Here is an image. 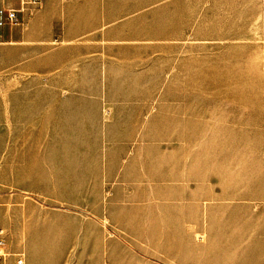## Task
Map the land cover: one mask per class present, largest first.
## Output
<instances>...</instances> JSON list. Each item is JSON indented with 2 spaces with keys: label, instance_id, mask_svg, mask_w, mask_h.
<instances>
[{
  "label": "rangeland",
  "instance_id": "1",
  "mask_svg": "<svg viewBox=\"0 0 264 264\" xmlns=\"http://www.w3.org/2000/svg\"><path fill=\"white\" fill-rule=\"evenodd\" d=\"M202 1L195 0L197 12L214 11L208 6L210 0H205V5L200 4ZM258 2L260 4V0L245 2V24L255 29V36L244 37L239 42L243 47L244 61L242 66L238 63L237 68L233 63L227 70L226 54L231 51H226L224 40L194 41L193 33L189 31L128 29L141 26L135 23L125 24L122 26L125 29L113 30L114 38L109 45L114 53L100 57V61L110 60L107 64L109 79L91 77L95 73L89 70V61L86 60L89 55L81 52L71 56L78 61L72 65L79 67L77 74L80 76L73 82L108 87L111 93L59 94L53 95V102L82 104L89 109L88 115L92 113L90 109L99 106L102 116L107 115V105H113L116 120L126 121L139 113L141 121L135 126H95L90 124L91 121L82 122L75 117L69 119L61 130L53 128V138L62 135L67 138L68 146L75 145L77 140L91 143L92 137L103 146L110 134L115 140L117 154L113 176L90 174L84 176L83 185H80L75 175H20L15 176L17 188L0 191V207L22 208L31 202L41 210L28 208L36 221H42L45 216L60 221L54 225L55 231H75L83 221L84 230L91 233V238L84 242L88 253H73L72 246L76 244H71L67 253L59 252L69 242L59 234L60 238L52 239L53 252L37 256L36 264H167L155 253L157 218L163 209L170 215H186L189 208L195 209L196 213L195 246L187 249L184 240L179 239L178 260L171 264H264V254L226 255L223 246L205 244V227L209 226L215 233L227 229L258 233L260 245H264V121H245L242 125L229 126L196 120L195 126H188L187 119H179L174 121V126H157V118L164 109L173 105L183 113L191 103L202 109L204 105L244 104V108H259L263 118L264 31L258 20ZM148 19L151 21L148 27H155V15H149ZM144 38L147 42H143ZM171 38L174 41H169ZM57 43L53 38V46ZM161 43L169 45L161 46ZM83 68L86 71H82ZM193 71L194 79L191 78ZM189 87H194L196 94H189ZM168 134L181 141H186L189 134H195L197 146L205 144L207 150L215 140H222V144L227 142V146L233 145V141H243L244 152L228 151L221 153L220 157L212 156L208 165L209 170L219 172L212 177L217 189L212 192L197 189L195 206L187 208L186 179L172 174L169 169L186 167L187 154H173L167 158L156 151L161 135ZM123 142L127 143L124 154L120 152ZM198 164L203 166L202 156ZM45 177L51 178V190H43ZM199 177L197 175V179ZM171 183L173 187H170ZM168 189L175 190L169 196L179 200L177 206L159 205ZM207 218L211 223H207ZM0 228L7 232L9 243L8 231L1 223ZM29 228L43 234L52 230L50 224L34 220ZM147 235L148 239L145 238ZM18 253L22 256L20 264H26L29 254L22 249L12 252L9 246L7 255L0 258V264H7L10 258L14 264H19L16 261Z\"/></svg>",
  "mask_w": 264,
  "mask_h": 264
},
{
  "label": "crops",
  "instance_id": "2",
  "mask_svg": "<svg viewBox=\"0 0 264 264\" xmlns=\"http://www.w3.org/2000/svg\"><path fill=\"white\" fill-rule=\"evenodd\" d=\"M245 2L246 0H210L208 6L213 12H197L194 8L195 0H40L37 4L24 5L17 12L18 23L0 26V191L17 188L15 176L20 175H75L77 182L80 180V185H83L84 176L90 174L115 175L116 143L110 134L103 146L93 137L91 143L77 140L75 145L68 146L67 138L62 135L55 138L52 136L53 128L61 130L62 126L69 123V119L75 117L82 122L91 121L90 124L95 126H135L140 125L141 121L139 113L126 121L116 120L113 105H107V115L102 116L99 106L90 109L92 113L88 115L89 109L82 104L53 102V95L59 94L111 93L107 90L108 87H90L73 82L74 78L78 79L80 76L77 74L79 67L72 65L78 61L71 56L81 52L89 55L86 59L91 68L89 70L95 73L91 77L109 79L107 64L110 60L106 58L100 61V57L114 53L109 45L114 38L113 30L125 29L122 27L125 24L135 23L141 26L128 29L189 31L193 33L194 41L207 42L216 38L224 40L226 51H231L226 54L225 62L229 63L227 70L231 69L233 63L237 68L238 63L242 66L244 61L243 47L239 42L244 37L255 36V29L248 28L245 24ZM20 3L21 0H0V9H18ZM200 4L205 5V0ZM259 13L258 2V20ZM149 15H155V27H148L151 23ZM259 24L264 31V24L260 20ZM53 38L58 41L54 46ZM161 41L165 42V39ZM169 41H174V38ZM143 42H147V38ZM168 45L161 43V46ZM82 71H86L85 68ZM195 77L193 71L191 78ZM189 94H196L194 87H189ZM187 108L183 113H179L173 105L164 109L161 117L157 118V126H174V121L179 119H187L188 126H195L196 120L229 126L242 125L245 121H264L259 108L248 109L239 103L204 105V109L191 103ZM222 143V140H215L207 150L205 144L197 146L195 134H189L186 141L176 140L170 134L161 135L157 142V153L161 152L167 158L173 154H187L186 167H169L172 174H179L183 180L186 179V187H183L188 192L187 208L195 206L197 189L205 192L217 189L212 183V177L219 172L211 168L209 170L208 165L212 156L220 157L221 153L228 151L240 154L244 152L243 141H233L234 144L230 146H227V142ZM120 145V152L124 154L127 143ZM201 156L203 166L197 165ZM197 175L201 177L197 179ZM43 184V190L52 189L51 178L45 177ZM169 185L173 187V183ZM174 191L168 189L159 205L177 206L179 200L169 196ZM30 207L41 212L31 202L22 208L0 207V223L9 235L7 250L8 246L12 252L22 249L25 254H29L26 264H36L38 262L34 261L38 259L37 256L53 252L52 239H58L59 234H63L69 242L59 252L67 253L70 245L76 244L72 246L73 253H88L84 242L91 238V233L84 230L83 221L75 231L63 230L61 233L53 229L60 221H52L51 216H45L38 222L29 214ZM33 220L40 224H50L53 232L51 230L43 234L34 232L37 229L31 231L29 225ZM207 220V223H211L209 218ZM156 223L155 253L167 264L178 260L181 244L179 239L184 240L183 245L187 249L194 248L195 209H187L186 215H170L163 209ZM4 233L7 242V232ZM205 234V244L223 246L226 255L264 254V245H260L261 236L258 233H241L230 229L215 233L207 226ZM145 238L148 239V235ZM7 264H14L13 259L10 258Z\"/></svg>",
  "mask_w": 264,
  "mask_h": 264
},
{
  "label": "built area",
  "instance_id": "3",
  "mask_svg": "<svg viewBox=\"0 0 264 264\" xmlns=\"http://www.w3.org/2000/svg\"><path fill=\"white\" fill-rule=\"evenodd\" d=\"M40 0H21L20 7L18 9L8 8V9H0V26L8 23V24H16L18 23L17 12L23 9V6L26 4H37ZM259 20L261 24H264V0H260V13ZM7 242L5 238V233L2 228H0V258H4L7 255ZM17 263H22V256L20 253L17 254Z\"/></svg>",
  "mask_w": 264,
  "mask_h": 264
}]
</instances>
